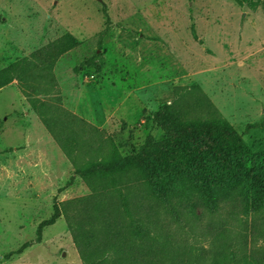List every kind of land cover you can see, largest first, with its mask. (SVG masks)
<instances>
[{
    "label": "rangeland",
    "instance_id": "374dc122",
    "mask_svg": "<svg viewBox=\"0 0 264 264\" xmlns=\"http://www.w3.org/2000/svg\"><path fill=\"white\" fill-rule=\"evenodd\" d=\"M104 9L111 28L97 71L84 63L96 49L91 39L105 27ZM66 33L83 45L59 59L61 82L67 85L64 75L71 72L82 76L89 85L82 103L94 106L99 124L100 101L106 116L112 110L109 127L102 129L122 153L136 152L147 134L161 138L152 113L179 87L201 88L251 147L264 148V0L256 9L235 0H0V67ZM62 97L71 110L73 102ZM74 170L17 82L1 89L0 264H83L64 218L37 242V228L52 216L55 199L90 193L80 178L59 192ZM223 218L203 223L208 234L185 229L178 237L188 250L208 257L220 230L211 225L224 221L238 257L264 247V226L257 217ZM26 242L32 245L22 254L6 258Z\"/></svg>",
    "mask_w": 264,
    "mask_h": 264
},
{
    "label": "trees",
    "instance_id": "16d2710c",
    "mask_svg": "<svg viewBox=\"0 0 264 264\" xmlns=\"http://www.w3.org/2000/svg\"><path fill=\"white\" fill-rule=\"evenodd\" d=\"M235 1L256 9L262 0ZM102 13L105 27L91 39L96 49L84 63L97 71L111 28L107 10ZM191 30L198 39L194 24ZM82 45L66 33L0 67V90L17 82L75 168L59 192L76 178L90 190L64 202L55 199L52 216L37 228V242L64 218L83 264H264V247L243 257L231 250L224 221L211 225L220 230L208 257L194 254L178 237L185 229L208 234L203 223L216 217L252 216L264 226V148L251 147L201 88L179 87L152 113L161 138L147 134L136 152L122 153L113 135L63 105L55 69L61 57ZM31 245L24 243L6 258Z\"/></svg>",
    "mask_w": 264,
    "mask_h": 264
},
{
    "label": "crops",
    "instance_id": "0c3cea01",
    "mask_svg": "<svg viewBox=\"0 0 264 264\" xmlns=\"http://www.w3.org/2000/svg\"><path fill=\"white\" fill-rule=\"evenodd\" d=\"M60 62V61H59ZM59 64V63H58ZM58 64L56 67V75L58 78V81L60 83L61 89H62V94L65 98L67 99L66 96L69 97V101L72 104L73 102V107H71V111L80 117L84 118L86 121L92 123L93 125L99 127V128H108L109 127V120H110V114H112V110L109 109V113L106 116V106H104V103L100 101V105H103L104 109V116H103V121L99 124L97 115H95V108L93 105H88V104H83V96L86 91V87L89 86L85 83V81L82 79V76L80 74H76L75 72H71L70 74L64 75V78L67 80V85H63L61 82L62 77L60 73L58 72ZM66 76V77H65ZM12 85V84H11ZM96 90H99L98 87H95ZM71 95V96H70ZM75 95V96H73ZM73 96V97H72ZM68 100H66L67 102ZM108 108V107H107ZM117 110L113 114H116Z\"/></svg>",
    "mask_w": 264,
    "mask_h": 264
},
{
    "label": "built area",
    "instance_id": "2783aa9c",
    "mask_svg": "<svg viewBox=\"0 0 264 264\" xmlns=\"http://www.w3.org/2000/svg\"><path fill=\"white\" fill-rule=\"evenodd\" d=\"M91 78H94L93 76Z\"/></svg>",
    "mask_w": 264,
    "mask_h": 264
}]
</instances>
